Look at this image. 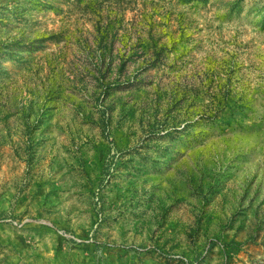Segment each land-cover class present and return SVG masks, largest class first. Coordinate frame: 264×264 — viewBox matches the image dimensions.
<instances>
[{"label":"rangeland","instance_id":"374dc122","mask_svg":"<svg viewBox=\"0 0 264 264\" xmlns=\"http://www.w3.org/2000/svg\"><path fill=\"white\" fill-rule=\"evenodd\" d=\"M0 264H264V0H0Z\"/></svg>","mask_w":264,"mask_h":264}]
</instances>
